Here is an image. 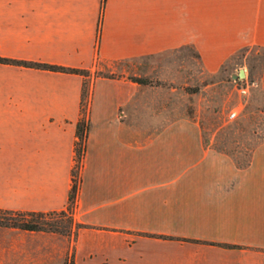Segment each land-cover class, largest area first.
Instances as JSON below:
<instances>
[{
    "label": "crops",
    "instance_id": "0c3cea01",
    "mask_svg": "<svg viewBox=\"0 0 264 264\" xmlns=\"http://www.w3.org/2000/svg\"><path fill=\"white\" fill-rule=\"evenodd\" d=\"M184 47L208 73L261 48L264 90V0H0V57L89 71L0 62L4 210L66 211L88 83L73 227L52 233L55 264L71 238L74 264H264V139L243 166L198 121L138 128L142 84L100 73Z\"/></svg>",
    "mask_w": 264,
    "mask_h": 264
},
{
    "label": "rangeland",
    "instance_id": "374dc122",
    "mask_svg": "<svg viewBox=\"0 0 264 264\" xmlns=\"http://www.w3.org/2000/svg\"><path fill=\"white\" fill-rule=\"evenodd\" d=\"M262 52L258 47H246L225 61L217 72L208 73L194 50L184 47L130 62L109 63L100 73L148 80L142 84L143 97L135 102L132 110L138 128L155 129L147 126V122L180 116L198 121L201 132L208 139L212 137L214 148L248 155L264 139V90L258 80ZM240 69H244L245 78L233 79ZM245 80L250 86L242 96L238 89ZM84 85L87 90L86 81ZM233 108L238 109V117L229 119L228 113ZM38 220L45 230L0 225V264H55L54 237L61 238L71 231L73 223L69 224L65 210L46 213ZM70 240L69 253L56 264H74Z\"/></svg>",
    "mask_w": 264,
    "mask_h": 264
},
{
    "label": "trees",
    "instance_id": "16d2710c",
    "mask_svg": "<svg viewBox=\"0 0 264 264\" xmlns=\"http://www.w3.org/2000/svg\"><path fill=\"white\" fill-rule=\"evenodd\" d=\"M244 49L246 48H242L239 51H242ZM196 56L199 59L200 57L199 54L196 53ZM0 62L15 63L19 65L47 69V70H52V71L79 73L82 75L89 74V71L85 69H77V68L65 67L61 65L42 63V62H35V61L15 60L11 58L0 57ZM106 76H109V75H106ZM130 79L135 82L141 83V84H146L148 82V80L145 78H133L132 77ZM86 96H87V90H85V85L83 84L82 93H81V97H82L81 98V117L76 124V130H75L76 140L74 143V165L72 168V185L69 191L68 204L66 208V212L69 215L70 225L73 223L72 208H73L76 192L78 189L79 169H80L81 162L83 159L85 140L87 138L88 129H89L88 121L85 118ZM255 146L256 144L253 146L251 151L254 149ZM215 149L223 150V151H227L231 153L232 155H234L235 160L239 162V165L246 166L249 163L250 153L248 155L244 154L242 156H238L234 152L227 150V149H222V148H215ZM6 214H16V215L7 216ZM45 214L46 213L11 211V210L0 209V225L9 226L13 228H20V229L29 230V231L45 230V226L42 225L38 220V217H42ZM26 216H28V218H25ZM34 218H37V220Z\"/></svg>",
    "mask_w": 264,
    "mask_h": 264
},
{
    "label": "built area",
    "instance_id": "2783aa9c",
    "mask_svg": "<svg viewBox=\"0 0 264 264\" xmlns=\"http://www.w3.org/2000/svg\"><path fill=\"white\" fill-rule=\"evenodd\" d=\"M239 80H241V79H239ZM245 81H246V80H245ZM249 86H250V84L246 81V83L243 84V85L238 89V91L240 92V94H241L242 96H245V95L247 94L248 89H249ZM237 117H238V109H237V108H233V109H231V110L229 111V113H228V118H229V119H235V118H237Z\"/></svg>",
    "mask_w": 264,
    "mask_h": 264
},
{
    "label": "water",
    "instance_id": "95a60500",
    "mask_svg": "<svg viewBox=\"0 0 264 264\" xmlns=\"http://www.w3.org/2000/svg\"><path fill=\"white\" fill-rule=\"evenodd\" d=\"M245 71L244 69H240L236 75H233V79H244Z\"/></svg>",
    "mask_w": 264,
    "mask_h": 264
}]
</instances>
